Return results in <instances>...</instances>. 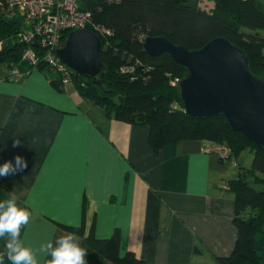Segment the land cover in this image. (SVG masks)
Wrapping results in <instances>:
<instances>
[{
	"label": "crops",
	"instance_id": "obj_1",
	"mask_svg": "<svg viewBox=\"0 0 264 264\" xmlns=\"http://www.w3.org/2000/svg\"><path fill=\"white\" fill-rule=\"evenodd\" d=\"M253 1L264 12V0ZM199 7L211 13L215 5ZM16 68L21 76L10 78L0 66V163L21 155L28 167L0 178V200L14 197L31 213L20 238L38 264L50 259L42 244L75 232L82 245L91 229L97 239L117 234L119 256L144 264H218L231 255L235 202L223 186L250 169L249 152L223 162L217 145L198 140L155 151L148 125L108 118L54 74Z\"/></svg>",
	"mask_w": 264,
	"mask_h": 264
},
{
	"label": "trees",
	"instance_id": "obj_2",
	"mask_svg": "<svg viewBox=\"0 0 264 264\" xmlns=\"http://www.w3.org/2000/svg\"><path fill=\"white\" fill-rule=\"evenodd\" d=\"M5 1L0 0V66L10 71L24 63L21 57L26 45L18 39L22 19L4 15ZM212 1L215 7L208 13L199 7L200 0H85L93 23L112 32L109 37L98 36L99 57L106 72L98 83L74 73L71 83L80 96L102 107L108 118L148 125V142L155 151L168 144L198 140L226 147V162L249 152L250 169L227 184L235 202L236 244L230 256L217 262L264 264V149L231 130L221 115H186L172 82L184 78L187 71L165 54H147L143 46L147 36L165 37L195 51L213 39L225 38L244 52L251 72L264 81V35L260 34L264 32V12L253 0ZM37 69L50 76L44 66ZM118 245L117 234L97 239L91 229L81 246L87 250V264L103 260L144 264L129 252L120 257Z\"/></svg>",
	"mask_w": 264,
	"mask_h": 264
},
{
	"label": "water",
	"instance_id": "obj_3",
	"mask_svg": "<svg viewBox=\"0 0 264 264\" xmlns=\"http://www.w3.org/2000/svg\"><path fill=\"white\" fill-rule=\"evenodd\" d=\"M143 46L147 54H165L187 71L174 84L186 115H221L231 130L264 149V81L251 72L242 50L225 38L213 39L195 51L165 37L147 36ZM100 48L95 33L75 30L56 49V55L74 73L98 83L106 72Z\"/></svg>",
	"mask_w": 264,
	"mask_h": 264
},
{
	"label": "built area",
	"instance_id": "obj_4",
	"mask_svg": "<svg viewBox=\"0 0 264 264\" xmlns=\"http://www.w3.org/2000/svg\"><path fill=\"white\" fill-rule=\"evenodd\" d=\"M3 12L8 19H22L23 30L18 34L19 41L26 45L22 62L33 69L44 66L49 74L58 77L61 87L71 85L74 74L56 55V49L64 43L63 36L75 30H89V27L97 36L104 38L112 35L110 30L93 23L85 0H6ZM19 76L21 73L16 67L9 71L8 77ZM178 81L176 79L172 85ZM222 147L218 155L226 162L228 150L224 147L223 152ZM223 187L227 189L228 185Z\"/></svg>",
	"mask_w": 264,
	"mask_h": 264
},
{
	"label": "clouds",
	"instance_id": "obj_5",
	"mask_svg": "<svg viewBox=\"0 0 264 264\" xmlns=\"http://www.w3.org/2000/svg\"><path fill=\"white\" fill-rule=\"evenodd\" d=\"M15 141L14 146H19ZM28 167L27 160L16 155L12 160L0 163V178L23 172ZM31 213L26 207H20L14 197L0 200V240L4 241V249L0 252V264L5 258L10 264H38L36 254L26 247L21 240V228L29 224ZM69 226L78 225L69 222ZM40 251L50 259L47 264H87V250L80 244L75 232H68L55 237L41 245Z\"/></svg>",
	"mask_w": 264,
	"mask_h": 264
},
{
	"label": "rangeland",
	"instance_id": "obj_6",
	"mask_svg": "<svg viewBox=\"0 0 264 264\" xmlns=\"http://www.w3.org/2000/svg\"><path fill=\"white\" fill-rule=\"evenodd\" d=\"M260 34H261V35H264V32H260ZM215 148H217V149L219 150V149L221 148V146H216ZM222 148H223L222 151L224 152V149H225L226 147H225V148L222 147ZM226 149H227V148H226ZM227 152H228V151H227ZM228 154H229V152H228ZM246 154H247V153L244 152V153L241 155V156H243V157H240V158H246V157H245ZM243 161H244V160H243ZM243 161H241V162L243 163Z\"/></svg>",
	"mask_w": 264,
	"mask_h": 264
}]
</instances>
